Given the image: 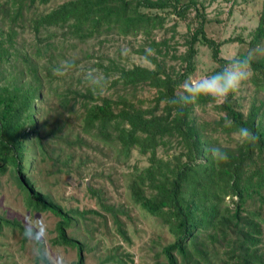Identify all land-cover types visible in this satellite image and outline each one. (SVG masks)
Returning a JSON list of instances; mask_svg holds the SVG:
<instances>
[{
    "label": "trees",
    "instance_id": "obj_1",
    "mask_svg": "<svg viewBox=\"0 0 264 264\" xmlns=\"http://www.w3.org/2000/svg\"><path fill=\"white\" fill-rule=\"evenodd\" d=\"M50 1L0 0L5 21L28 23L34 35L46 37V41L37 38L41 46L35 47L31 57L18 52L24 68L18 71L14 67V73H8L4 67L13 56L9 41L15 40L16 33L13 28L8 36L0 33V175L4 176L12 167L15 180L28 194L29 209L49 212L60 219L58 235L52 243L76 248L79 251L76 264H85L84 244L69 236L66 229L78 218L87 219L88 214L99 213L65 212L37 191L26 175V145L29 137L38 133L35 102L41 92V79L45 77L48 84L62 82L61 87L54 88L56 107L61 113L65 112L62 108L70 107L69 113L81 119L84 132L119 145L126 161L136 150L148 159V167L138 171L131 185L132 198L149 214L161 218L176 237L165 249L167 260L162 264H180L176 252L180 254L181 264H264V220H258V211L247 209L250 199L264 203V100L257 106L258 99L253 98L247 115L233 106L232 97L220 104L219 109L225 116L216 122L214 131L229 136V140L223 138V143L208 134L206 126L200 125L194 116L195 108L210 102L209 98L202 97L183 109L169 102L195 71L193 60L198 42L212 49L213 58L221 68L229 62L220 56L222 43L206 35L205 19L196 30L188 26L191 39L183 70L175 68L168 72L165 61L160 59L162 46L167 43L158 42L155 35L165 27L167 17L159 12H174L178 18H184L193 8L197 14L202 13L204 6L199 8L198 0L184 4L181 0H69L48 12L35 11ZM259 18L252 34L254 48L264 42V4ZM56 31L73 48L77 47L76 42L80 45L103 37L125 40L145 37L150 49L140 48L139 52L156 68L120 66L112 59L104 66L100 58L99 66L103 69L100 78L106 80L113 93L107 94L104 89L94 91L85 78L79 79L75 87L72 77L56 71L61 69L54 53ZM44 57L55 65L38 66ZM69 63L74 66V62ZM251 69L255 90L264 91V57H255ZM144 86L156 89V104L149 109L138 106L136 100ZM226 120H231L232 125L226 127ZM241 126L258 137L255 144L238 141L235 146L230 145L231 136ZM32 139L39 145L42 141L36 136ZM77 143H80L79 137ZM214 146H223L228 162L212 159L209 150ZM167 147L173 148L174 154L167 153L169 158L165 160L160 157V150ZM113 212L122 213L121 210ZM112 216L119 234L128 240L120 218L116 214ZM4 227H21V224L0 217V230Z\"/></svg>",
    "mask_w": 264,
    "mask_h": 264
},
{
    "label": "rangeland",
    "instance_id": "obj_2",
    "mask_svg": "<svg viewBox=\"0 0 264 264\" xmlns=\"http://www.w3.org/2000/svg\"><path fill=\"white\" fill-rule=\"evenodd\" d=\"M67 1L69 0H51L46 5H39L35 11L48 12ZM189 1L181 0L183 4ZM198 3L199 8L201 5L204 6V9L201 8L202 13L197 14L196 9L193 8L184 18H178L174 12L171 14L159 12L167 17V23L155 36L158 42L167 43L162 46L163 55L160 59L165 61V67L169 68L168 72L175 68L181 71L186 66L184 57L188 54L191 39L188 26L196 30L204 19L208 38L222 43L220 55L222 58L230 61L233 57L246 55L249 51H254L255 57H264V42L256 48L251 45L252 34L258 26L264 0H198ZM11 28L16 34H13L15 40L12 43L11 40L9 41L10 46L13 47V56L10 64L4 67L8 73H14V67L18 71L24 68L18 52L21 56L25 54L31 57L35 54V47L41 46L37 38L46 41L44 34L34 35L30 24H13L8 20L5 21L0 12V33L3 32L8 36ZM59 33L55 39L57 45L54 53L58 57L60 67L63 62H74V66L63 75L72 77L70 80L75 87L76 82L85 78L90 70L102 76L100 58L104 66L108 64L109 59H112L120 66L140 65L156 68L146 55L139 52L140 48L150 49V43L145 37L139 36L137 39L128 40L103 37L80 45L76 42L74 45L77 47L73 48L70 42L62 40L63 35ZM195 48L197 49V55L193 60L195 71L189 78L212 74L221 68V64L214 60L213 51L209 46L198 42ZM38 63V66L55 65L49 63L46 57ZM34 64L36 65V62ZM253 77L252 70L251 77L242 83L239 92L232 97L233 106L245 115L249 113L253 98L258 99L257 106H260L261 100H264V91L255 90ZM41 81V92L35 102L38 133L36 135L34 133L32 138L40 137L42 141L39 145L35 143V139L29 137L26 145V175L37 191L60 205L65 212L99 213L88 214L87 219L81 220L76 216L78 221L66 229L69 236L84 244L85 264L166 262L165 249L176 241L175 235L161 218L149 214L136 205L132 198L131 185L138 171L148 167V159L140 156L136 150L126 161L119 145L106 143L95 138L93 134L84 132L81 119L69 113L70 107L62 108L65 110L64 113L56 107L54 88L61 87L62 82L55 81L48 84V77ZM109 89V85L106 84L104 92L113 93V90ZM155 93L156 89L152 87L141 88L139 97L138 93L136 95L138 106L144 109L155 106ZM219 106L220 104L213 101L201 104L195 108L194 116L197 117L200 125L206 126L208 134L223 143V138L229 140V136L214 131L217 128L216 122L225 116ZM78 137L80 143H77ZM231 137L233 142L230 145L235 146L239 139L236 135ZM171 147L161 149L160 157L168 160L167 153L174 154ZM15 174L11 167L4 176L0 175V217L19 222L23 229L4 227L0 230V264H37L32 251L33 244L24 236V228L29 221L33 224L45 221L48 224L46 249L52 264H76L79 260V251L76 248L52 243L58 235L57 227L60 219L49 212L29 209L28 194L15 180ZM255 198L259 197L255 196ZM247 209L258 211L260 215L258 220H264V203L259 199H250ZM116 210H121L122 213H114L113 211ZM113 214L120 218L121 229L126 231L128 240L119 234ZM262 247L264 248V241ZM176 254L181 264L180 254L178 252ZM110 256H113L112 260L109 259Z\"/></svg>",
    "mask_w": 264,
    "mask_h": 264
},
{
    "label": "clouds",
    "instance_id": "obj_3",
    "mask_svg": "<svg viewBox=\"0 0 264 264\" xmlns=\"http://www.w3.org/2000/svg\"><path fill=\"white\" fill-rule=\"evenodd\" d=\"M254 58L255 52L249 51L246 55L233 57L219 71L185 80L181 85V92L173 96L169 102L181 109L196 103L202 97L209 98L216 104L227 103L229 97H234L239 92L242 83L251 77V65ZM72 66L66 61L62 63L61 69L56 71L63 75ZM85 79L94 91L97 89L102 91L106 87V80H102L94 71L87 72ZM231 125V120L225 121L226 127ZM235 135L241 144H255L258 141V137L247 127H239ZM209 151L214 161L228 162L229 156L223 146H214ZM48 231V224L45 221L38 224L29 221L24 228V236L33 244L32 251L37 264H52L46 249Z\"/></svg>",
    "mask_w": 264,
    "mask_h": 264
}]
</instances>
